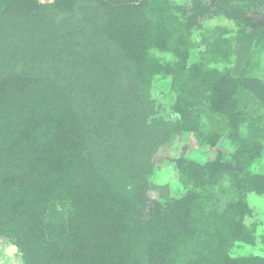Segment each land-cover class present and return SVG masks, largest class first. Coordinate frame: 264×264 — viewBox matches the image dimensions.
Masks as SVG:
<instances>
[{"label":"trees","instance_id":"16d2710c","mask_svg":"<svg viewBox=\"0 0 264 264\" xmlns=\"http://www.w3.org/2000/svg\"><path fill=\"white\" fill-rule=\"evenodd\" d=\"M192 1L174 8L171 0H0V237L24 264H180L206 242L209 264H264L261 256L217 253L253 240L244 221L247 196L264 193V175L250 168L264 127L250 93L264 102V83L249 78L248 62L241 76L188 63L200 42L205 56L234 57L225 27L190 39L198 16L222 11L236 26L258 29V45L264 19L220 0L211 1L215 9ZM157 73L173 78L176 121L154 117ZM202 111L223 118L234 151L206 163L180 159L185 193L161 204L149 195L159 149L190 129L212 145L221 137L200 129ZM227 174L237 199L220 211L214 197Z\"/></svg>","mask_w":264,"mask_h":264},{"label":"rangeland","instance_id":"374dc122","mask_svg":"<svg viewBox=\"0 0 264 264\" xmlns=\"http://www.w3.org/2000/svg\"><path fill=\"white\" fill-rule=\"evenodd\" d=\"M38 1L41 3H50L54 0ZM191 1L171 0L174 8L176 6H183L184 4H191ZM203 1L211 4L212 0ZM254 1L220 0L224 5L223 8L233 7L235 9L243 6L246 9L245 13L249 16L251 15L253 21L256 22L257 19H264V16L261 17L264 8L261 5L262 2L258 1L256 4ZM212 9H215L214 4L212 5ZM224 14L222 11H208L204 16H198L196 23L191 28L189 37L193 41H201L203 37L213 38L219 32L218 29L225 27L234 38V57L232 60L227 63V61L223 62L215 57L205 56L206 44L200 42L199 47L192 49L189 54V65L199 60H205L206 68L224 69L228 67L232 69V73L235 76H241L243 68H245L248 62L250 64L247 71L249 78L264 83V43L261 45L256 43L259 30L248 24L236 26L237 22L235 23L233 18H228ZM154 54L158 55L164 63L174 61V56L169 54V52L156 51ZM172 80L171 75L166 76L160 73L155 74L153 77L151 98L156 106L154 117L158 119L162 118L164 120L176 121L181 118L180 112L173 107L178 94L174 92ZM253 88V86L249 85L245 90L251 91ZM240 90L244 89L242 88ZM235 93L240 95L238 91H235ZM250 94V100L254 101L250 106L252 116L258 118L259 124L264 127V102L259 100V97L254 91H251ZM201 114L200 129L205 134L210 135L213 134L212 131L218 132L221 137L217 138L215 144L212 145L208 141L203 142L199 139L198 131L190 129L184 131L182 135L176 136L172 143L164 145L159 149L158 153L154 156L155 170L149 182V195L161 204L173 201L172 199L179 198L185 193L186 186L182 184L181 180L180 159L185 157L196 162L206 163L218 156H228L234 151V145L230 142L227 135L229 128L227 124L225 125L223 118L209 111H202ZM247 130V124H243L240 126L238 132L246 135ZM250 166L253 173L264 175V148L261 155L254 159ZM235 188L233 180H231L228 174L221 179V183H219L214 197L216 199L214 204H216L220 211L226 210L227 205L231 201H236L237 195ZM247 200L251 207V213L249 216H246L244 225L252 235L253 240L251 242L234 241L229 245L224 244L220 246L222 248L217 252L219 260L226 254H230L232 258L248 256H261L264 258V193L249 194ZM202 210L205 214L208 213L210 211V205L204 204ZM204 245L206 248L201 244L193 245L192 253L188 256V259L180 261L179 263H213V261H209L211 259L210 255H212V252L208 250L210 245L208 242ZM19 253L20 249L13 241L0 237V264H24Z\"/></svg>","mask_w":264,"mask_h":264}]
</instances>
